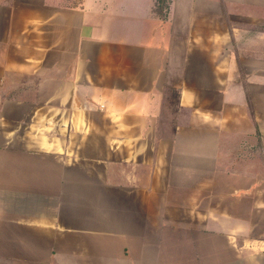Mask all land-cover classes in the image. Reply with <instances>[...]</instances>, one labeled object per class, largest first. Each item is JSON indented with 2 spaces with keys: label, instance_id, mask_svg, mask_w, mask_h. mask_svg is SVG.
<instances>
[{
  "label": "crops",
  "instance_id": "0c3cea01",
  "mask_svg": "<svg viewBox=\"0 0 264 264\" xmlns=\"http://www.w3.org/2000/svg\"><path fill=\"white\" fill-rule=\"evenodd\" d=\"M98 2L0 0V264H264V0Z\"/></svg>",
  "mask_w": 264,
  "mask_h": 264
},
{
  "label": "rangeland",
  "instance_id": "374dc122",
  "mask_svg": "<svg viewBox=\"0 0 264 264\" xmlns=\"http://www.w3.org/2000/svg\"><path fill=\"white\" fill-rule=\"evenodd\" d=\"M97 1H99L98 2L99 4H102L104 0H97ZM169 2H170V0H158V2H157V9L159 10V12L161 14H165ZM3 115L5 117V114H3ZM3 129H6V127H3ZM3 129H1V130H3Z\"/></svg>",
  "mask_w": 264,
  "mask_h": 264
},
{
  "label": "trees",
  "instance_id": "16d2710c",
  "mask_svg": "<svg viewBox=\"0 0 264 264\" xmlns=\"http://www.w3.org/2000/svg\"><path fill=\"white\" fill-rule=\"evenodd\" d=\"M157 2H158V0H157ZM159 11V10H158ZM173 92H174V94L176 93L177 94V92L175 91V90H173Z\"/></svg>",
  "mask_w": 264,
  "mask_h": 264
}]
</instances>
